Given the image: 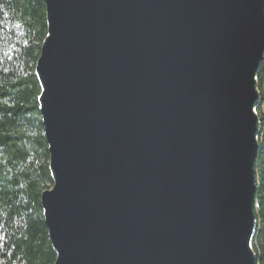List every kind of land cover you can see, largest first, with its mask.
<instances>
[{
  "label": "water",
  "instance_id": "obj_1",
  "mask_svg": "<svg viewBox=\"0 0 264 264\" xmlns=\"http://www.w3.org/2000/svg\"><path fill=\"white\" fill-rule=\"evenodd\" d=\"M54 264H257L264 0H44Z\"/></svg>",
  "mask_w": 264,
  "mask_h": 264
},
{
  "label": "trees",
  "instance_id": "obj_2",
  "mask_svg": "<svg viewBox=\"0 0 264 264\" xmlns=\"http://www.w3.org/2000/svg\"><path fill=\"white\" fill-rule=\"evenodd\" d=\"M47 36L44 0H0V264H54L41 195L53 186L39 110L36 65ZM261 124L256 160L257 229L264 264V62L258 74Z\"/></svg>",
  "mask_w": 264,
  "mask_h": 264
}]
</instances>
